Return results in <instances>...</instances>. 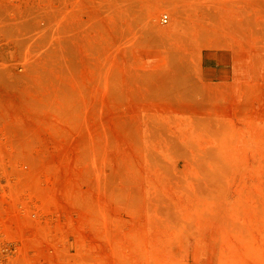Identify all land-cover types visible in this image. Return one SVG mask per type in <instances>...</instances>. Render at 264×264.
Listing matches in <instances>:
<instances>
[{"label":"rangeland","instance_id":"374dc122","mask_svg":"<svg viewBox=\"0 0 264 264\" xmlns=\"http://www.w3.org/2000/svg\"><path fill=\"white\" fill-rule=\"evenodd\" d=\"M0 264H264V0H0Z\"/></svg>","mask_w":264,"mask_h":264},{"label":"crops","instance_id":"0c3cea01","mask_svg":"<svg viewBox=\"0 0 264 264\" xmlns=\"http://www.w3.org/2000/svg\"><path fill=\"white\" fill-rule=\"evenodd\" d=\"M219 64H222V68L219 70L220 77L217 79L218 81H221L224 83H230L231 81L237 82L240 80V78H242V80L245 79L246 77L245 74H236L234 72V69L232 70L233 71L232 73L228 68H223L226 65L225 62L224 63L220 62Z\"/></svg>","mask_w":264,"mask_h":264},{"label":"built area","instance_id":"2783aa9c","mask_svg":"<svg viewBox=\"0 0 264 264\" xmlns=\"http://www.w3.org/2000/svg\"><path fill=\"white\" fill-rule=\"evenodd\" d=\"M163 22H167L168 21V16L167 15H164L163 18H162Z\"/></svg>","mask_w":264,"mask_h":264}]
</instances>
